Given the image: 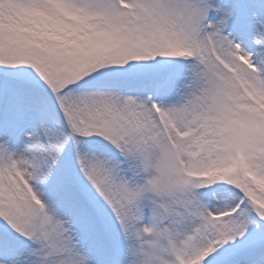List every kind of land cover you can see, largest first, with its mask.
Returning <instances> with one entry per match:
<instances>
[{"label": "snow or ice", "instance_id": "snow-or-ice-1", "mask_svg": "<svg viewBox=\"0 0 264 264\" xmlns=\"http://www.w3.org/2000/svg\"><path fill=\"white\" fill-rule=\"evenodd\" d=\"M0 264H264V0H0Z\"/></svg>", "mask_w": 264, "mask_h": 264}]
</instances>
